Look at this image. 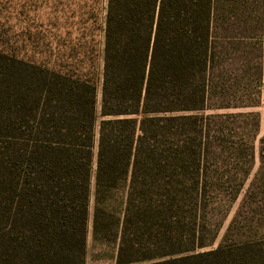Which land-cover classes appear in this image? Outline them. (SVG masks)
Listing matches in <instances>:
<instances>
[{"label":"trees","instance_id":"16d2710c","mask_svg":"<svg viewBox=\"0 0 264 264\" xmlns=\"http://www.w3.org/2000/svg\"><path fill=\"white\" fill-rule=\"evenodd\" d=\"M70 5L65 42L0 47V264H85L89 235L116 264H264V238L204 234L216 140L259 135L237 90L262 79L263 0Z\"/></svg>","mask_w":264,"mask_h":264},{"label":"rangeland","instance_id":"374dc122","mask_svg":"<svg viewBox=\"0 0 264 264\" xmlns=\"http://www.w3.org/2000/svg\"><path fill=\"white\" fill-rule=\"evenodd\" d=\"M70 6L76 8L70 0H0V47L14 50L27 44L35 49L42 44L39 39L43 29L49 45H56L58 34L60 41L65 42L70 29ZM262 43L260 83L248 91L244 87L237 90L239 99L243 94L258 99V107L244 111L259 114V135L255 137L249 120L230 123V132L216 140L217 146L208 160L215 194L204 234L207 238L216 236L217 243L264 238V139H260L264 138V30ZM253 244L264 248V241ZM116 255L114 244H94L89 235L85 264H116Z\"/></svg>","mask_w":264,"mask_h":264}]
</instances>
